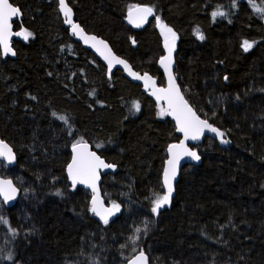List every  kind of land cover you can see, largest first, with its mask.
I'll return each instance as SVG.
<instances>
[{"label": "trees", "instance_id": "trees-1", "mask_svg": "<svg viewBox=\"0 0 264 264\" xmlns=\"http://www.w3.org/2000/svg\"><path fill=\"white\" fill-rule=\"evenodd\" d=\"M67 1L87 32L159 85L160 21L170 27L186 100L232 147L194 146L201 164L185 166L170 203L153 212L166 193L167 148L180 141L165 108L121 71L109 75L70 34L57 0H10L23 12L15 30L33 35L14 41L15 59L0 51V139L17 156L12 169L0 161V177L21 189L13 207L0 200V264H127L140 251L151 264H264V0ZM142 4L156 17L132 29L126 13ZM79 141L118 168L102 177L107 204L120 206L107 224L91 194L68 183Z\"/></svg>", "mask_w": 264, "mask_h": 264}, {"label": "snow or ice", "instance_id": "snow-or-ice-1", "mask_svg": "<svg viewBox=\"0 0 264 264\" xmlns=\"http://www.w3.org/2000/svg\"><path fill=\"white\" fill-rule=\"evenodd\" d=\"M251 2V0H250ZM59 9L63 13L65 17V22L72 26V31L77 35H83L84 30L80 27L79 24L74 23L72 19L73 10L66 2V0H58ZM257 11L264 12V9H257ZM137 15H133V13L129 12V21L131 23H135L137 27L144 21H146L147 17L153 13L152 8L137 7L136 9ZM20 15V9L18 7L13 6L9 0H0V45L3 46V54L7 55L11 53V55H15V51L10 47V38L14 34L16 36H22L24 40H28L32 37V33L27 29H23L22 31H18L13 33L11 19ZM224 13L222 11H215L212 13L213 17L223 16ZM159 21V17H157ZM161 31L165 36V47L168 50L166 56L161 57L160 64L164 66L165 71L168 74L169 84L167 88H155V81L145 74L144 76H140L138 73H131L137 79H143L145 81V85L152 87L154 91L152 92L156 98L165 99L168 102V108L161 110V115L170 114L173 115L179 125V131L184 134L185 140H198L201 135L205 131V129L216 133L222 139L223 143H228L227 140H223L224 133L220 132L219 129L213 127L208 123L206 119H201L199 115L192 109V107L188 104V101L185 100L183 94L179 86L176 84L175 76L172 74V53L175 49V42L178 39L177 34L166 24L160 21ZM196 36L200 39H204V35L196 30ZM85 42L87 43L89 40L94 41L93 47L97 45L102 46L105 51L108 53L105 55V52H101V55H104V58L108 60L109 70L113 66V64H123L126 68L130 69V66L126 63V61L120 59L111 54V50L108 48L107 44L103 40H98L95 36H86L83 35ZM135 43V41H133ZM253 46L252 43L245 40L243 41L244 50L247 51ZM97 51H100V48H97ZM227 79V77H225ZM133 107L136 111L140 110L139 102H134ZM55 115V113H53ZM60 120L67 122L66 116H60ZM73 151L75 152V156L73 157L72 163L68 165V173L72 179L73 185L80 183L86 184L92 188L94 193H97L92 200V211L101 217L105 224L108 223V217L114 214L115 211H119L120 206L113 202L111 208H104L102 202L99 201L98 198V189L96 186V182L99 179V169L100 168H112L114 165L106 164L99 156L96 155L95 152H91L88 149V145L83 141H79L73 145ZM169 152L171 153V158L167 161L168 167L164 170V185L167 187V192L164 195H158L154 200V207L152 209L153 212H158V210L170 203L172 192H173V181L177 174V168L179 165V161L182 156H190L195 160H199L200 157L196 152L191 151L187 148V146L182 142L181 144H173L169 148ZM0 157L6 158L9 162L15 160V155L13 153L12 148L5 143L3 140H0ZM17 189L13 186L11 180H0V195L3 196L5 201H10L15 198ZM99 203V207H98ZM0 222L7 223L2 217H0ZM140 229H136V232L139 233ZM138 239V237H136ZM7 259L11 260L12 255L9 253ZM131 264H148L147 256L141 251L138 256L132 259Z\"/></svg>", "mask_w": 264, "mask_h": 264}, {"label": "water", "instance_id": "water-1", "mask_svg": "<svg viewBox=\"0 0 264 264\" xmlns=\"http://www.w3.org/2000/svg\"><path fill=\"white\" fill-rule=\"evenodd\" d=\"M9 2H10V0H9ZM66 2L68 3L67 0H66ZM10 3H11V2H10ZM57 4H58V0H57ZM68 4H69V3H68ZM13 6H15V5H13ZM69 6L71 7L70 4H69ZM15 7H16V6H15ZM137 7H140V8L148 7V8H152V9H153V13H152L151 15H149V16L147 17L146 21L142 22V23L140 24L139 27H137L135 23H131V22L129 21V18H128V17H129V12H130V11L133 13L134 16L137 15V13H136V9H137ZM71 8H72V7H71ZM19 9H20V8H19ZM72 10H73V8H72ZM58 11H59V14L61 15L62 19L65 21V17H64L63 13H62V12L60 11V9H59V4H58ZM155 17H156V10L154 9V7L149 6V5H145V4L137 5V6H134V7L130 8V9L127 11V13H126V24H127L128 27H130V28H132V29H143V28H145V27H146V26H147L152 20H154ZM22 18H23V12H22L21 9H20V15H18V16H16V17H13V18L11 19V24H12V31H13V33L18 32V30H15V28H14V23H15V22H21V21H22ZM72 19H73L74 23L79 24L80 27L83 28V30H84L83 35H86V36H95L98 40H103V41L107 44L108 48L111 50V54H112V55H114V56H116V57H119L120 59L126 61V63L130 66L131 71L129 70V68H126L123 64H115V63H114L113 66L111 67V69L109 70L108 60H106V59L104 58V55H101V52H105V55L108 54V53L105 51V49H104L102 46H100V45H97L96 47H93V43H94V41H91V40H89V41L86 43V42H85V39L83 38V35H77L76 33H74V32L72 31V26L69 25V24H67V23L65 22L66 26L69 28L70 34L74 37L75 41H76L77 43H79L84 49H86V50H88L89 52H91V53H92V54H93V55H94V56H95V57H96V58H97V59H98V60H99L104 66H105V68H106V70H107V72H108L109 75H113L116 71H121L122 74H123V76H124L128 81H130V82L133 83V84H137V85L141 86V87H142V90H143L145 93H147L148 97H149L152 101H154V102L157 103V104L162 105L165 109L168 108V102H167V100H165V99H159V100H158V99L156 98V96L152 94V92L154 91V89H153L152 87L146 86V85H145V81H144L143 79H137L134 75L131 74V73H138L140 76H144L145 74H147L148 76H150V77L155 81V88H167V87H168V84H169L168 74H167V72L165 71L164 66L160 64V59H161V58L158 60L157 65H158L159 71L162 73V75H163V77H164V84H163V85H159L158 82H157V80H156V78H155L154 76H152L151 74H149V73L141 74V73L137 72V71L133 68V66H132V65H131V64H130L125 58H123V57H121V56H119L118 54L115 53V51L113 50V48L111 47V45L109 44V42L106 41L104 38H102V37H100V36H98V35H96V34H93V33H89V32H87L86 29H85L83 26H81V24L76 20V16H75V12H74V10H73ZM263 26H264V16H263ZM19 31H22V30H19ZM23 40H24V39H23L22 36H16V35L13 34V35L11 36V38H10V47L12 48V50L15 51V49H14V45H13L14 41H23ZM98 47L100 48V51H97V48H98ZM176 49H177V40H176V42H175V49H174V51H173V53H172V60H173V62H172V66H171V67H172V74H173L174 76H175V66H176ZM162 50H163V55H162V57H164V56H166L167 53H168V50H167V48L165 47V40L163 41V44H162ZM0 51H1V56H2V58H3L4 61H6L7 59H15V58L17 57L16 54L13 56V55H11V53H9V54H7V55H4V54H3V46H2V45H0ZM15 53H16V52H15ZM175 80H176V84L179 86V88H180V90H181V93H182L183 96H184V93H183V91H182V89H181V87H180V85H179V83H178V80H177L176 76H175ZM184 98H185V96H184ZM185 100H186V98H185ZM188 104H189V102H188ZM189 105H190V104H189ZM190 106H191V105H190ZM191 107H192V106H191ZM192 109H193V107H192ZM193 110H194V109H193ZM194 111H195V110H194ZM195 112H196V111H195ZM196 113H197V112H196ZM197 115H198V114H197ZM169 118H170L171 122L174 124L176 130L178 131V133H179V135H180V141H179V142L172 143V144H170V145L168 146V148H167V160H166V162H165L164 170L168 167V165H167V161L171 158V153L169 152V148H170V146L173 145V144H177V145H178V144H181V143L183 142V143L187 146L188 149H190L191 151L196 152L197 155L200 157L199 160H195V159H193V158L190 157V156H186V155H185V156H182V158H181L180 161H179V165H178V168H177V174H176V177H175V179H174V181H173V189L175 190L176 185H177V183H178V181H179V179H180L181 172H182L183 168H184L185 166H195V167H198V166L201 164V156H200V154L197 152V150L194 149V146L200 144L205 138H211V139L215 140V141L219 144V146H220L222 149H226V148H230V147H232V142H231L229 139H226V138L223 136V140H227V141H228V143H223V142H222V139H221V137H220L219 135H217L216 133L211 132V131H209V130H207V129H205V131H204L203 134L201 135L200 139H198V140H191V139L185 140V138H184V134H183L182 132L179 131V125H178V123H177L175 117H174L173 115H170V114H169ZM200 118L203 119L202 117H200ZM207 121H208V120H207ZM208 123L211 124L209 121H208ZM211 125H212V124H211ZM212 126L215 127L214 125H212ZM215 128H217V127H215ZM217 129H218V128H217ZM220 132H221V131H220ZM0 140H2V139H0ZM3 141H4L5 143H7V144L12 148L13 153H14V155H15V160L12 161V162H9L6 158H4V157H0V161L3 162V163H4L9 169H12L13 166L15 165V163H16L17 156H16V154H15V152H14V149H13V147L11 146V144H10L8 141H6V140H3ZM84 143H86V144L88 145V149H89V151H91V152H95L96 155L99 156V157H100V158H101L106 164H109V163H108L103 157H101V156H100V155H99V154H98V153L92 148V146H91L88 142H84ZM74 156H75V152L73 151V147H72V149H71V160H70L69 164L72 163V160H73V157H74ZM69 164H68V165H69ZM110 165H113V164H110ZM117 170H118V168H117L115 165H114V167H112V168H100V169L98 170V171H99V179H98L97 182H96V186H97V189H98V198H99V201L102 202V205H103L104 208H111L112 206H109V205L107 204V202H106V200H105V197H104V195H103V192H102V177L105 176V175H112V174H115V173L117 172ZM164 170H163V176H162V184H163L164 191L167 192V187H166V185H164ZM67 179H68V183H69L70 186H72L73 188H81V189H84V190L88 191V192L91 194V202H90V203H91V209H92V200H93L94 196L97 195V193H94L93 190H92V188L89 187V186L86 185V184H80V183H77V184L73 185L72 179H71V177H70V175H69V173H68V167H67ZM0 180H11L13 186L17 189V192H16V195H15V198L12 199V200H10V201H5L4 198H3V196L0 195V200L2 201V203H3L6 207H8V208L13 207V206L19 201V199H20V196H21V189H20L19 186L15 183V181H14L12 178H10V177H0ZM174 190H173V192H174ZM173 192H172V194H173ZM99 206H100V205H99V203H98V207H99ZM92 212H93V211H92ZM93 215H94L95 219H96L100 224H105V223L103 222V220L101 219L100 216L96 215L94 212H93ZM115 215H116V211L114 212V214H112V215H110V216L108 217V222L111 221V220L114 218ZM140 252H141V251H140ZM140 252L136 253L132 258H130V259L128 260L127 264H131L132 259H134L136 256H138ZM143 253H144V254L147 256V258H148V264H151V262H150V258H149V256H148V254H147L146 252H144V251H143Z\"/></svg>", "mask_w": 264, "mask_h": 264}, {"label": "rangeland", "instance_id": "rangeland-1", "mask_svg": "<svg viewBox=\"0 0 264 264\" xmlns=\"http://www.w3.org/2000/svg\"><path fill=\"white\" fill-rule=\"evenodd\" d=\"M162 34H163V33H162ZM163 38H164V40H165V36H164V34H163ZM164 40H163V41H164Z\"/></svg>", "mask_w": 264, "mask_h": 264}, {"label": "bare ground", "instance_id": "bare-ground-1", "mask_svg": "<svg viewBox=\"0 0 264 264\" xmlns=\"http://www.w3.org/2000/svg\"><path fill=\"white\" fill-rule=\"evenodd\" d=\"M58 6V5H57ZM175 127V126H174ZM180 136V135H179Z\"/></svg>", "mask_w": 264, "mask_h": 264}]
</instances>
